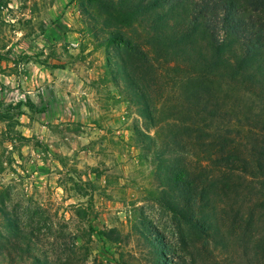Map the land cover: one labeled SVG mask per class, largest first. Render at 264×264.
I'll list each match as a JSON object with an SVG mask.
<instances>
[{"label": "rangeland", "instance_id": "374dc122", "mask_svg": "<svg viewBox=\"0 0 264 264\" xmlns=\"http://www.w3.org/2000/svg\"><path fill=\"white\" fill-rule=\"evenodd\" d=\"M131 3L147 14L126 11ZM154 26L149 0H0V205L29 227L60 231L66 246L73 235L89 263L263 264L253 243L264 238V178L213 161L218 135L241 147L264 136V100L192 78L196 67L169 54ZM131 70L137 86L123 80ZM205 87L222 118L199 113L195 91L205 96ZM145 100L150 119L139 112ZM18 101L35 106L19 114ZM160 147L170 150L168 164ZM176 159L197 194L191 208ZM182 209L213 223L227 214L224 245L187 223ZM249 211L254 231L237 219Z\"/></svg>", "mask_w": 264, "mask_h": 264}, {"label": "trees", "instance_id": "16d2710c", "mask_svg": "<svg viewBox=\"0 0 264 264\" xmlns=\"http://www.w3.org/2000/svg\"><path fill=\"white\" fill-rule=\"evenodd\" d=\"M124 9L134 14H147V6H139L137 3H131ZM149 19L155 25L153 30L157 35V42H162L166 50L170 49V53L167 52L172 56H178L196 67L192 78L202 82L211 80L233 85L264 100V0H149ZM118 34L111 31V38L122 41L128 48L130 43ZM134 51L142 55L140 60H148L141 50ZM136 74L135 70H131L129 74H123V80L137 86L139 78H136ZM136 88L129 85L132 93H139ZM208 89L203 88L202 94L205 96L199 95L201 90L195 91L201 102L199 113L220 119L226 113L220 108L214 89L210 94ZM25 104L22 101L16 103L19 114L24 113L21 106ZM26 106L33 107L35 104L29 101ZM150 107V101L148 105L145 100L141 103L140 114L150 119ZM200 130L195 133L194 138L203 143ZM147 138L149 146L156 144L152 136ZM217 138L218 149L213 161L216 165L264 178V136L253 134L243 147L234 143L235 140L228 135H218ZM172 140L176 146L182 147L173 135ZM159 149L160 162L168 164L171 160L170 150L166 147ZM176 160L172 164L176 168L177 181L184 190L186 208H191L197 194L192 193V186L186 181L184 169L180 168L181 165ZM194 206L198 208V205ZM258 206L264 210V198L258 201ZM182 212L187 223L197 226L203 235L221 237L220 241L217 238L216 243L224 245L223 232L219 226L228 218L227 214V217L223 215L213 223L202 210L188 213L182 209ZM0 216V261H8L10 264H112L84 261L74 249L73 235H69L71 245L66 246V236L60 231H54L52 227H29L25 222L21 223V218L5 205H0ZM237 219L240 226L246 224L254 231L257 220H254L252 211L246 217L239 213ZM112 231L113 229L109 230ZM100 234L108 237L105 231H100ZM254 243L253 247L259 253L256 257L264 264V238Z\"/></svg>", "mask_w": 264, "mask_h": 264}, {"label": "crops", "instance_id": "0c3cea01", "mask_svg": "<svg viewBox=\"0 0 264 264\" xmlns=\"http://www.w3.org/2000/svg\"><path fill=\"white\" fill-rule=\"evenodd\" d=\"M32 102V101H31ZM35 104V103H34ZM32 137V136H31ZM30 136H26V138L28 139L27 141H28V143L33 139V138H31ZM31 138V139H30Z\"/></svg>", "mask_w": 264, "mask_h": 264}]
</instances>
